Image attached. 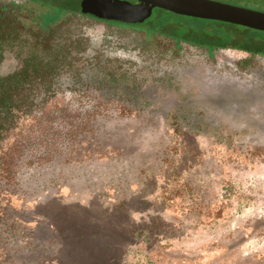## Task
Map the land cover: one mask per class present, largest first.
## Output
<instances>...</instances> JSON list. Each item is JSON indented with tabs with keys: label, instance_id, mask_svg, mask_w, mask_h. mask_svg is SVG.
Instances as JSON below:
<instances>
[{
	"label": "rangeland",
	"instance_id": "obj_1",
	"mask_svg": "<svg viewBox=\"0 0 264 264\" xmlns=\"http://www.w3.org/2000/svg\"><path fill=\"white\" fill-rule=\"evenodd\" d=\"M166 88L127 67L17 112L0 139V264H264V138L194 131L164 111Z\"/></svg>",
	"mask_w": 264,
	"mask_h": 264
},
{
	"label": "flooded vegetation",
	"instance_id": "obj_2",
	"mask_svg": "<svg viewBox=\"0 0 264 264\" xmlns=\"http://www.w3.org/2000/svg\"><path fill=\"white\" fill-rule=\"evenodd\" d=\"M197 1L201 15L174 11L166 0H74L69 8L0 0V93L32 92L40 104L128 67L167 87L164 111L194 131L210 124L263 139L264 0ZM164 17L165 27L153 22ZM141 243L131 245L126 262L145 253Z\"/></svg>",
	"mask_w": 264,
	"mask_h": 264
},
{
	"label": "trees",
	"instance_id": "obj_3",
	"mask_svg": "<svg viewBox=\"0 0 264 264\" xmlns=\"http://www.w3.org/2000/svg\"><path fill=\"white\" fill-rule=\"evenodd\" d=\"M29 79V83L33 84L32 77H29ZM34 97L35 95L32 92L19 93L12 91L8 93H0V139L3 136V133L8 130L9 126H12V124L6 125L5 121L7 118L12 117L15 119L17 117V112H28L30 106L35 104ZM9 104H12L13 107H19L16 109L13 108V110H11V108L8 106ZM21 106L24 107L20 108Z\"/></svg>",
	"mask_w": 264,
	"mask_h": 264
},
{
	"label": "water",
	"instance_id": "obj_4",
	"mask_svg": "<svg viewBox=\"0 0 264 264\" xmlns=\"http://www.w3.org/2000/svg\"><path fill=\"white\" fill-rule=\"evenodd\" d=\"M165 6L170 9L187 14L201 15L200 4L197 0H166Z\"/></svg>",
	"mask_w": 264,
	"mask_h": 264
}]
</instances>
